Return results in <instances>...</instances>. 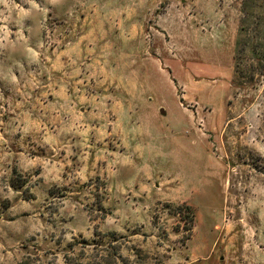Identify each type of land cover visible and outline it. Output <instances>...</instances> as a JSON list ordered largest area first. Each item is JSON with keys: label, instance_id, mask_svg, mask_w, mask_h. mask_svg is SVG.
<instances>
[{"label": "rangeland", "instance_id": "374dc122", "mask_svg": "<svg viewBox=\"0 0 264 264\" xmlns=\"http://www.w3.org/2000/svg\"><path fill=\"white\" fill-rule=\"evenodd\" d=\"M0 264H264V0H0Z\"/></svg>", "mask_w": 264, "mask_h": 264}]
</instances>
